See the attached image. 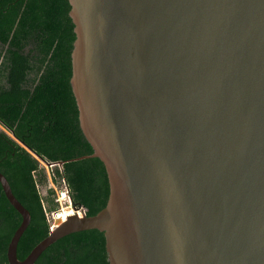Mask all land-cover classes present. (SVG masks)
Returning <instances> with one entry per match:
<instances>
[{
    "label": "water",
    "instance_id": "water-1",
    "mask_svg": "<svg viewBox=\"0 0 264 264\" xmlns=\"http://www.w3.org/2000/svg\"><path fill=\"white\" fill-rule=\"evenodd\" d=\"M70 84L109 194L93 216L60 220L58 240L103 233L109 264H264V0H67ZM56 166V164H47ZM62 166L63 162L58 163Z\"/></svg>",
    "mask_w": 264,
    "mask_h": 264
},
{
    "label": "trees",
    "instance_id": "trees-1",
    "mask_svg": "<svg viewBox=\"0 0 264 264\" xmlns=\"http://www.w3.org/2000/svg\"><path fill=\"white\" fill-rule=\"evenodd\" d=\"M69 8L67 0H0V174L30 212L18 245L21 261L48 237L47 214L59 209L44 164H56L52 181H65L73 206L86 209L87 216L104 208L109 194L101 161L75 160L94 151L70 84L75 34ZM21 222L0 185V264H9L8 246ZM36 264H109L103 233L70 234Z\"/></svg>",
    "mask_w": 264,
    "mask_h": 264
},
{
    "label": "rangeland",
    "instance_id": "rangeland-1",
    "mask_svg": "<svg viewBox=\"0 0 264 264\" xmlns=\"http://www.w3.org/2000/svg\"><path fill=\"white\" fill-rule=\"evenodd\" d=\"M44 166L47 169V172H48V175H49V178H50L49 179V182H50L49 188L54 189L55 194H56V201H58V203H59V209L58 210L59 211L63 210V208H67L68 206L70 207V203L67 200H62V198H61L62 197L61 193L64 191V188L66 187L67 184L64 181H59L58 183H56V182L54 183L52 181L51 176H50L51 166H49L47 164H44ZM49 188L48 187L41 188L42 195L47 196Z\"/></svg>",
    "mask_w": 264,
    "mask_h": 264
},
{
    "label": "built area",
    "instance_id": "built-area-1",
    "mask_svg": "<svg viewBox=\"0 0 264 264\" xmlns=\"http://www.w3.org/2000/svg\"><path fill=\"white\" fill-rule=\"evenodd\" d=\"M53 167V166H51ZM65 182V181H64ZM66 183V182H65ZM61 198L62 200H67L69 203H70V207H72L75 211H74V214L73 215H79L80 217H82L83 215L86 214V209L84 208H77V207H74L73 206V203H72V199L70 197V192H69V188L68 186L66 185V187L64 188V191L61 193ZM58 202V201H57ZM69 207V206H68ZM62 210H57L55 212H51V213H48L47 214V217L50 221V229L53 230L54 227L56 226V223H55V220H56V214H58L59 212H61Z\"/></svg>",
    "mask_w": 264,
    "mask_h": 264
},
{
    "label": "bare ground",
    "instance_id": "bare-ground-1",
    "mask_svg": "<svg viewBox=\"0 0 264 264\" xmlns=\"http://www.w3.org/2000/svg\"><path fill=\"white\" fill-rule=\"evenodd\" d=\"M74 209H72L71 207H67V208H63V210L61 212H59L58 214L60 217V220H64L67 219L68 216L73 215L74 214ZM57 216V214L55 215Z\"/></svg>",
    "mask_w": 264,
    "mask_h": 264
}]
</instances>
